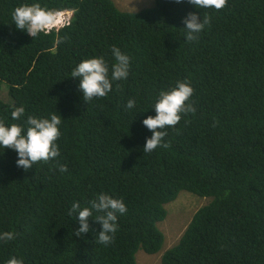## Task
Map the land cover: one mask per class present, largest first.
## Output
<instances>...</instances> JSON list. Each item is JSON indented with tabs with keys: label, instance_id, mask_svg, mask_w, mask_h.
<instances>
[{
	"label": "trees",
	"instance_id": "16d2710c",
	"mask_svg": "<svg viewBox=\"0 0 264 264\" xmlns=\"http://www.w3.org/2000/svg\"><path fill=\"white\" fill-rule=\"evenodd\" d=\"M31 2L0 0V80L11 99L0 98V120L60 115V156L25 171L14 151L0 148V231L16 233L0 242V264L11 256L25 264H138V250L162 251L158 223L182 191L209 200L159 264H264V0H226L220 9L153 0L136 11L113 0H39L72 16L36 39L12 20ZM191 11L210 23L189 42L183 19ZM113 45L130 57V74L86 102L72 69L93 56L111 65ZM178 80L193 87L196 111L166 130L167 147L144 152L152 133L142 121ZM12 106H24L21 120H11ZM101 193L127 206L107 246L92 217L90 231L76 236L69 215L73 202L90 207Z\"/></svg>",
	"mask_w": 264,
	"mask_h": 264
},
{
	"label": "clouds",
	"instance_id": "9594fccd",
	"mask_svg": "<svg viewBox=\"0 0 264 264\" xmlns=\"http://www.w3.org/2000/svg\"><path fill=\"white\" fill-rule=\"evenodd\" d=\"M175 2L183 3L184 0H175ZM187 2L195 9L211 7L220 9L225 6L226 0H187ZM63 13L71 14L66 18L63 17ZM71 16L70 10L49 9L43 7L39 0H35L16 7L12 13V20L18 30L26 31L29 36L36 39L41 33L64 26ZM209 23L210 18L203 16L201 20L196 11L189 12L183 19L184 39L189 42L196 40ZM111 54L114 58L111 65L104 56H93L82 60L72 69L70 77L79 81L78 88L86 102L94 98L106 97L112 91L115 82L127 80L131 68L130 57L115 45L111 48ZM193 92L194 89L188 80H178L171 89L159 91L151 107L155 115H149L142 121L152 133L146 138L144 152H152L157 147L168 146L164 143L166 130L175 127L181 120L182 114L187 115L196 111L190 102ZM125 107L128 110L134 109L136 101L129 99ZM24 114V106H12V121L21 120ZM61 123L62 117L55 113H50L48 116L30 115L21 124L0 120V148L14 151L17 154V167L25 171L40 161L55 160L60 156L56 141L61 135ZM58 170L64 173L68 168L66 165H59ZM94 212L98 214L95 217ZM126 213L127 206L123 199L107 193L98 194L90 207H81L79 202H73L69 211V215H74L79 223V228L75 230L76 236H82L90 231L89 217H92L101 226L97 234L98 241L105 246L111 244L114 239L119 227L118 217ZM15 237L16 233L13 231H0V242L7 243ZM6 264H25V261L22 257L11 256Z\"/></svg>",
	"mask_w": 264,
	"mask_h": 264
},
{
	"label": "rangeland",
	"instance_id": "374dc122",
	"mask_svg": "<svg viewBox=\"0 0 264 264\" xmlns=\"http://www.w3.org/2000/svg\"><path fill=\"white\" fill-rule=\"evenodd\" d=\"M114 3L119 9L127 11H136L152 5L153 0H114ZM71 13H63V17L68 18ZM7 85L0 80V98L4 102H9L11 99L7 94ZM209 199L199 197L192 193L182 191L175 200L168 203L165 207L167 210L166 217L159 222L158 226L164 234L163 250L174 245L180 238L185 227L191 220L195 211L204 205ZM162 251L156 254H148L143 250L137 251L138 264H159Z\"/></svg>",
	"mask_w": 264,
	"mask_h": 264
}]
</instances>
